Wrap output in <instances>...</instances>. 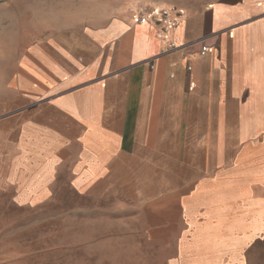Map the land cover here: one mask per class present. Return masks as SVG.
I'll return each mask as SVG.
<instances>
[{"label": "crops", "instance_id": "0c3cea01", "mask_svg": "<svg viewBox=\"0 0 264 264\" xmlns=\"http://www.w3.org/2000/svg\"><path fill=\"white\" fill-rule=\"evenodd\" d=\"M142 6L184 13L177 49ZM64 194L264 264V0H0V260Z\"/></svg>", "mask_w": 264, "mask_h": 264}, {"label": "rangeland", "instance_id": "374dc122", "mask_svg": "<svg viewBox=\"0 0 264 264\" xmlns=\"http://www.w3.org/2000/svg\"><path fill=\"white\" fill-rule=\"evenodd\" d=\"M58 200L57 211L47 206L36 225L27 216L25 236H16L23 253L11 258L5 250L0 264H180L199 247L177 233L164 236L145 210L147 200L121 199L114 208L78 195Z\"/></svg>", "mask_w": 264, "mask_h": 264}, {"label": "built area", "instance_id": "2783aa9c", "mask_svg": "<svg viewBox=\"0 0 264 264\" xmlns=\"http://www.w3.org/2000/svg\"><path fill=\"white\" fill-rule=\"evenodd\" d=\"M183 19L184 13L180 10L151 6L140 7L134 15L135 24L154 28L155 36L162 44L163 52L178 48L173 39V32L179 27ZM199 53L204 55L205 47H202Z\"/></svg>", "mask_w": 264, "mask_h": 264}, {"label": "bare ground", "instance_id": "6f19581e", "mask_svg": "<svg viewBox=\"0 0 264 264\" xmlns=\"http://www.w3.org/2000/svg\"><path fill=\"white\" fill-rule=\"evenodd\" d=\"M146 26V25H145Z\"/></svg>", "mask_w": 264, "mask_h": 264}]
</instances>
